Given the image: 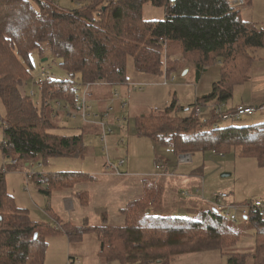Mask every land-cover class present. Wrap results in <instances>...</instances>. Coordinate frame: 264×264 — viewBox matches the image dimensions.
Here are the masks:
<instances>
[{
    "label": "trees",
    "instance_id": "16d2710c",
    "mask_svg": "<svg viewBox=\"0 0 264 264\" xmlns=\"http://www.w3.org/2000/svg\"><path fill=\"white\" fill-rule=\"evenodd\" d=\"M72 1L84 5L63 9L49 0H0V99L6 110L1 124L6 142L14 145L11 149L1 146L4 156L15 155L28 163L40 155L47 159L85 153V133H59L52 111L47 118L30 96L21 93V86L32 77V54L39 52L44 60V50L49 49L61 58L66 74L92 84H126L129 58L137 71L154 76L163 75L164 68L167 73L182 70L186 64L195 67L200 76L210 66L221 64V77L210 95L197 99L187 110L175 100L164 110L137 117L136 133L176 155L208 151L220 155L226 149L225 155L235 148L238 155L254 158L264 167V123L221 128L217 114L203 123L194 115L196 107L206 102L224 107L233 99L234 88L252 79L257 52L264 49V25L244 20L241 10L228 0ZM147 3L165 8V19L145 21L142 9ZM173 42L182 46L183 54L171 64L167 49ZM73 84L47 81L40 88L42 102L52 97L73 104ZM41 105L50 112L44 103ZM185 111L190 114L183 116ZM61 121L58 117L57 123ZM37 174L36 178L44 180L39 186L47 183V189L41 188L47 196L73 188L80 183L77 179L89 176L95 180L90 174ZM143 189V195L123 209V226L107 225V211L102 209L101 226L53 228L17 207L2 173L0 264H44L47 236L61 231L71 240L96 231L99 257L106 263L171 264L183 255L218 250L228 256L227 264H246L243 254L227 252L239 244L242 231L216 209L199 212L195 218L149 214L151 207L162 203L164 189L152 179L143 181ZM78 198L82 205L88 204V195ZM243 221L256 227L253 264H264V214L252 213Z\"/></svg>",
    "mask_w": 264,
    "mask_h": 264
},
{
    "label": "rangeland",
    "instance_id": "374dc122",
    "mask_svg": "<svg viewBox=\"0 0 264 264\" xmlns=\"http://www.w3.org/2000/svg\"><path fill=\"white\" fill-rule=\"evenodd\" d=\"M55 3L58 7L63 9H75L84 4L74 2L72 0H49ZM241 10V15L244 20L256 23L259 26L264 25V0H252L248 5L236 7ZM165 8L156 7L147 3L143 6L142 16L145 21H163L165 19ZM49 49L44 50L43 62L42 56L39 52H34L31 56V62L34 69H30L31 78L28 79L20 88L21 93L25 96H30L31 91L34 95L30 96L35 104L39 105L40 112L46 113V117L52 111L53 122L55 126L61 128V124L68 132H76L80 130L85 124L86 120L81 117L69 118L66 116L63 122L57 123V118L62 119L64 112L58 111L49 107L50 112L42 110V92L40 86L37 84L41 67H48L50 74L56 78L62 79L67 76L66 72L61 67V58L49 53ZM183 54V48L179 43H171L167 49L169 61L180 59ZM258 58L253 67H260L264 65V49H259L257 52ZM172 64V62H171ZM185 68L175 70L167 73L166 68L163 69L164 74L160 76L149 75L137 71L132 58L128 59L127 74L128 82L123 85H115L113 87H104L108 84L104 82L94 83L91 91L96 94V98H105L107 95H119L124 99L125 107L117 100L109 102L111 106L110 117L107 119L111 124L113 114L115 121L122 124V129L115 128V131H124V144L120 142L114 145L112 135L106 138L107 150H104L105 144L101 138L96 134H86L84 144L87 146L86 152L75 157H55L44 159L41 155L36 159L30 160L28 163L18 160L17 164L13 165L12 160L16 158L15 155L10 157L4 156L2 143L6 142L4 129L2 127V120L5 117L6 110L0 99V176L4 173L6 182V189L8 194L14 199L17 207L25 209L29 212L30 217L38 222L48 224L53 228H60L61 226L69 225H103L102 209L107 211V225L123 226L125 219L122 213V208L128 203L131 197L137 196L141 193L143 186L134 183L136 178L152 179L159 176L156 170V163L168 166L166 172L170 175L185 174L189 175L193 172L195 175L205 177L204 188L206 196L210 197L211 193L226 192L230 195L232 201L236 203H243L247 200L264 199V167L257 163V160L251 157H243L238 155L239 151L233 149L225 155H215L208 151L205 153H197L192 156V161L189 163H180L179 155H176L172 149L166 146L157 145L148 137L138 136L136 133L135 120L138 116H148L155 110H164L171 105L175 100L178 106L186 108V110L193 106L197 99L208 96L213 91V85L219 80V76L213 73V70L207 71L203 79L197 81V75L194 69L185 75ZM220 64H214L209 68L219 67ZM193 67V66H191ZM217 70V69H216ZM220 70V69H218ZM78 81V80H77ZM165 81V82H164ZM79 82V81H78ZM166 85H165V84ZM252 82L238 85L234 88L233 99L228 103V107L237 102H242L245 97H255L251 90ZM81 88V86H80ZM261 91L257 92L256 96H263ZM47 101H59V99L49 98ZM66 99V98H65ZM255 99V98H254ZM67 100V99H66ZM65 102V101H64ZM207 103V104H206ZM203 106V112L200 115V120L196 113L195 119L197 122L210 120L213 113V103L206 102ZM70 104V103H69ZM214 105H218L214 103ZM227 105H224V110ZM215 112V111H214ZM183 116H188L190 112H181ZM71 118V119H70ZM264 123V110L256 112L254 115L243 116L239 120L231 119L228 122L222 121L218 118V124L221 128L228 126H254ZM207 128V127H205ZM65 131L64 128L58 130L59 133ZM118 146V147H117ZM227 152V150L225 149ZM223 150L220 154H224ZM108 160L116 164L119 169L128 172L129 178H133L131 184L120 182L121 176L116 175L107 169ZM124 160L126 165L120 166V162ZM106 163V165H105ZM28 164V165H27ZM108 171H106V170ZM170 169L173 172H170ZM121 171V170H120ZM51 174L54 172H67L75 174H93L100 178L99 182L86 176L87 178L77 179L80 183L75 184L73 188L53 191L51 196H47L41 191V188L47 189V183L42 186L38 182L43 178L34 177L28 180L26 173ZM164 172V171H163ZM201 172V173H200ZM202 172L204 174H202ZM188 173V174H187ZM229 173L230 177L223 178V174ZM37 174V175H38ZM104 174L114 175L115 177L103 182ZM157 176V177H156ZM128 176H125L127 178ZM96 180V177H95ZM119 180V181H117ZM127 180V179H126ZM125 180V181H126ZM131 180V179H129ZM158 185H162L163 200L157 207H151V210L156 215L162 217H189L184 214L182 209L187 206L183 194L180 193V198L175 199L177 192L170 183L162 180L152 179ZM44 181V180H43ZM202 186V185H201ZM88 192H87V191ZM144 189L142 190V192ZM89 193V194H88ZM78 194V196L76 195ZM88 198V204L82 205L79 196ZM174 198V200H173ZM185 199V200H181ZM137 199V198H136ZM133 199V200H136ZM132 200V201H133ZM208 206L197 203L190 205L196 207V210L202 212L214 208V204L204 201ZM200 204V205H199ZM232 204V202L230 203ZM215 209V208H214ZM186 212V211H185ZM233 227L237 231H242V239L237 246L228 248V253H241L245 256L246 264H253V255L255 254V230L254 225H249L243 221V218L236 222H232ZM47 246L44 264H118L106 263L99 257L100 241L96 231H89L85 233L80 239L71 240L64 232H54L46 238ZM231 255V254H230ZM70 257H74L71 259ZM228 256L221 251L212 250L203 253H192L175 258L171 264H227Z\"/></svg>",
    "mask_w": 264,
    "mask_h": 264
},
{
    "label": "built area",
    "instance_id": "2783aa9c",
    "mask_svg": "<svg viewBox=\"0 0 264 264\" xmlns=\"http://www.w3.org/2000/svg\"><path fill=\"white\" fill-rule=\"evenodd\" d=\"M250 0H228L229 4L234 7H241L246 5ZM49 80H60V81H71L73 82V87H72V92L75 95V102L73 104H69L67 102H64L62 100L59 101H47L45 105L54 108L55 110L60 111L62 110L69 118H77L81 117L86 122L89 121H96L99 120V124L101 126V132H100V138L102 142L105 144L104 150H107V142L106 138L108 135H112L114 133V130L112 128V124L108 122V118L110 117V111L112 110L109 108L108 110L102 112H99L95 110L94 108V102L96 101V97L93 91H91V87L93 86L92 83H82L78 82L73 76L67 74L66 77L62 79L56 78L53 74H50L49 68L48 67H41L40 73H39V79H38V85L41 87L43 86L47 81ZM81 86V88H80ZM34 95V91H31V95ZM116 98L121 101L123 107H125V102L124 99H122L119 95H116ZM50 100V99H49ZM203 107V106H202ZM202 107L198 106L196 107V114L199 118L201 112H202ZM213 112L214 114H217L218 118L222 121H229L231 119L239 120L243 116L246 115H254L256 112H260L264 110V107L262 106H241L238 107L237 109H234L233 111H225L224 107L221 105H213ZM71 119V118H70ZM115 125L122 129V124H119L115 122ZM124 143V141H123ZM2 146L8 147V148H13L14 145L12 143H2ZM223 156V154H220ZM179 162L180 163H189L192 161V156L191 154H181L179 155ZM6 158V156H5ZM18 160L14 159L12 160V164L15 165L17 164ZM126 163L124 160L120 162V166H124ZM157 170H163L166 172L167 167L156 164ZM107 169L111 172H114L116 175L121 176L122 172L120 171L119 167L116 164H113L108 160V166ZM37 173L31 172V173H26L28 180H31L35 177ZM200 179L202 181V186L200 190V195L201 199L203 201H208L214 204V208L222 214L226 219H229L231 222L236 223L240 217L244 218L252 213H262L264 214V199H257L254 201L248 200L243 203H236L229 201V194L226 192H216L212 194L210 197H207L205 194V188H204V183H205V177L200 176ZM184 198H190L192 195L189 192L184 191L183 192Z\"/></svg>",
    "mask_w": 264,
    "mask_h": 264
},
{
    "label": "crops",
    "instance_id": "0c3cea01",
    "mask_svg": "<svg viewBox=\"0 0 264 264\" xmlns=\"http://www.w3.org/2000/svg\"><path fill=\"white\" fill-rule=\"evenodd\" d=\"M252 0H250L246 5H248ZM245 6V5H244ZM181 58V57H180ZM187 65V64H186ZM188 68V72L190 73L193 69L197 75L198 78L197 81H202L203 79V75L207 72V71H211V69L213 70V73L217 74L219 76V74H221V64L219 67H213V68H208L206 69L202 75H198L197 73V69L195 67H191V66H186ZM185 68V66H184ZM217 69V70H216ZM220 69V70H218ZM221 77V76H220ZM220 79V78H219ZM252 82L251 84V90L252 92L254 93L255 97L252 98V96L250 97H245L243 99L242 102H237L235 105H231L228 107V105L225 107L226 110H230V109H237L238 107H241V106H253V107H256V106H262L264 107V95L263 96H256L257 95V92L261 91V93L264 94V65H260V67H254L253 68V73H252V79L250 80ZM165 82V81H164ZM217 82V81H216ZM165 84V83H164ZM123 85V84H122ZM166 85V84H165ZM115 85H106L104 87H113ZM95 94V93H94ZM95 97H96V94H95ZM255 98V99H254ZM118 100V99H117ZM115 99V95L114 96H111V95H107V97L105 98H96V101L94 102V108L95 110L99 111V112H104L106 110H108L109 108H112L111 106L108 105L109 102H114V101H117ZM120 101V100H119ZM118 102V101H117ZM121 102V101H120ZM204 110V109H203ZM202 110V112H203ZM213 110V109H212ZM201 112V113H202ZM214 113V112H213ZM201 115V114H200ZM113 118H111V121H113L111 124L113 125L112 128L114 130V133L112 134V136L114 137L113 139V142H114V145L116 146V144H119L120 142L122 143V141H124V131H115V128H118L116 125H115V117H114V114L112 115ZM65 115L64 117L62 118V121H64L65 119ZM138 117H141V116H138ZM137 118V117H136ZM199 120H200V116H199ZM201 121V120H200ZM204 122V121H202ZM225 122H228V121H225ZM61 128H64L65 131H61V133H64V134H80V133H85L86 134H96V136L99 135L100 137V132H101V126L99 124V120H96V121H89V122H85V124H83L82 128L76 132H68L66 130L65 127H63V125L61 124ZM60 128V129H61ZM59 129V130H60ZM125 142V141H124ZM124 144V143H122ZM118 147V146H117ZM86 150H87V147H86ZM85 150V152H86ZM159 161H157L158 163ZM156 163V164H157ZM28 165V164H27ZM106 165V163H105ZM126 165V164H125ZM124 165V166H125ZM123 166V167H124ZM156 167V165H155ZM168 168V166H167ZM106 170V169H105ZM121 172H122V175H121V178L119 179L120 182H125L126 184H131V181H133V178H129V175H128V172L127 171H124L122 169H120ZM157 170V168H156ZM170 172H173L171 171L170 169H168ZM108 171V170H106ZM38 173V172H37ZM54 173H57V172H54ZM158 173H159V176L157 178H154V174L151 175L152 176V179H157V180H162L166 183H170V185H172L174 188V191L177 192L176 194V197L175 199H178L180 198V193L183 194L184 191L186 192H189L192 196L190 198H185V199H188V200H185V199H182L181 200H185L186 202H188L187 206H185L182 211H184V214H186L187 216L189 217H196L198 215V211L196 210V207H191L190 208V205H196L197 203H200L202 205H205V206H208L207 203H205L202 199H201V193H200V190H201V185H202V181L201 179L198 178V175H195V173H198V172H193L192 174H189V175H185V174H176V175H170L169 172L167 174V172H163V170H158ZM201 173V172H200ZM81 174V173H79ZM188 174V173H187ZM202 174H204L202 172ZM90 175H93V174H90ZM94 176V175H93ZM105 177H110V178H103V182H108L107 180L115 177L114 175H110V174H104ZM125 176H128L127 178H125ZM96 177V180H94L93 182H99L100 181V178L95 176ZM135 180H134V183L137 182V185L140 184V186H143V181L145 179H140V178H136L134 177ZM127 179V180H126ZM131 179V180H129ZM117 180V181H119ZM126 180V181H125ZM143 190V189H142ZM141 190V193L137 196H134V197H131L129 200H128V203L130 201H132L133 199H136V198H139L143 195V192ZM62 191V190H61ZM87 191V190H86ZM88 192V191H87ZM223 192V191H222ZM216 193V192H215ZM89 194V193H88ZM206 194V192H205ZM212 194L214 193H211L209 196H211ZM52 195V194H51ZM50 195V196H51ZM78 196V194H76ZM90 196V195H89ZM174 200V198H173ZM229 201L231 202H235V201H232L231 198H229ZM127 203V204H128ZM126 204V205H127ZM199 204V205H200ZM126 205L121 209L122 212H123V209L126 207ZM212 208V207H210ZM151 213L155 214V212L153 211V209L151 210ZM158 214V213H156ZM102 225V224H101ZM99 225V226H101ZM78 226V225H77ZM71 259H74V257H70Z\"/></svg>",
    "mask_w": 264,
    "mask_h": 264
},
{
    "label": "water",
    "instance_id": "95a60500",
    "mask_svg": "<svg viewBox=\"0 0 264 264\" xmlns=\"http://www.w3.org/2000/svg\"><path fill=\"white\" fill-rule=\"evenodd\" d=\"M44 61H46V59H44L43 62H44ZM187 72H188V70H185L184 74L186 75ZM230 175H231V174H229V173H225V174H223L222 177H223V178H226V177H230Z\"/></svg>",
    "mask_w": 264,
    "mask_h": 264
}]
</instances>
